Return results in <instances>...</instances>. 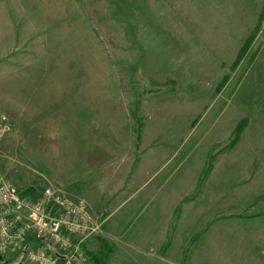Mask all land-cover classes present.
Wrapping results in <instances>:
<instances>
[{
	"label": "rangeland",
	"instance_id": "obj_1",
	"mask_svg": "<svg viewBox=\"0 0 264 264\" xmlns=\"http://www.w3.org/2000/svg\"><path fill=\"white\" fill-rule=\"evenodd\" d=\"M77 2L132 128L124 160L87 180L106 218L91 264H264V0ZM34 175L0 113V176L41 190Z\"/></svg>",
	"mask_w": 264,
	"mask_h": 264
},
{
	"label": "crops",
	"instance_id": "obj_2",
	"mask_svg": "<svg viewBox=\"0 0 264 264\" xmlns=\"http://www.w3.org/2000/svg\"><path fill=\"white\" fill-rule=\"evenodd\" d=\"M6 39L15 51L9 57L1 52ZM0 113L13 125L33 180L70 196L86 195L92 174L124 160L132 142L130 114L77 0H0ZM86 198L93 222L100 221L97 203Z\"/></svg>",
	"mask_w": 264,
	"mask_h": 264
},
{
	"label": "built area",
	"instance_id": "obj_3",
	"mask_svg": "<svg viewBox=\"0 0 264 264\" xmlns=\"http://www.w3.org/2000/svg\"><path fill=\"white\" fill-rule=\"evenodd\" d=\"M23 191L0 176V259L13 251L21 264H91L84 244L98 225L86 200L50 185Z\"/></svg>",
	"mask_w": 264,
	"mask_h": 264
},
{
	"label": "trees",
	"instance_id": "obj_4",
	"mask_svg": "<svg viewBox=\"0 0 264 264\" xmlns=\"http://www.w3.org/2000/svg\"><path fill=\"white\" fill-rule=\"evenodd\" d=\"M23 193L31 195L36 193V189L34 187H27L24 189ZM32 242H36L35 240H32ZM96 264H102L99 259L95 258L94 259Z\"/></svg>",
	"mask_w": 264,
	"mask_h": 264
}]
</instances>
